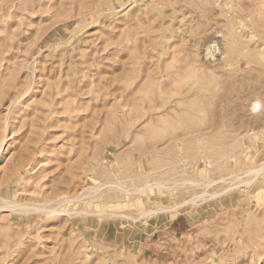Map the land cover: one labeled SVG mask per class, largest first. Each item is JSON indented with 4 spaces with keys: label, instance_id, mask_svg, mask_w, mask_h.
Returning <instances> with one entry per match:
<instances>
[{
    "label": "rangeland",
    "instance_id": "374dc122",
    "mask_svg": "<svg viewBox=\"0 0 264 264\" xmlns=\"http://www.w3.org/2000/svg\"><path fill=\"white\" fill-rule=\"evenodd\" d=\"M261 164L264 0H0V264H264Z\"/></svg>",
    "mask_w": 264,
    "mask_h": 264
},
{
    "label": "bare ground",
    "instance_id": "6f19581e",
    "mask_svg": "<svg viewBox=\"0 0 264 264\" xmlns=\"http://www.w3.org/2000/svg\"><path fill=\"white\" fill-rule=\"evenodd\" d=\"M241 25H243V24H241ZM239 29V28H238ZM240 29H242V28H240ZM201 39V38H200ZM197 40H199V39H197ZM198 42V41H197ZM200 42V41H199ZM202 42H203V40H202ZM199 45V44H198ZM197 45V46H198ZM201 46V45H200ZM219 43H218V39H216V38H212V39H210V41H207L206 43H204L203 44V49H202V51H203V57H205V59L206 60H210V61H217L220 57H223L225 54V52L223 53V49H222V47L221 48H219ZM199 48V47H198ZM198 48H196V49H198ZM215 50H217L216 52H215ZM201 51V50H200ZM228 51V50H227ZM226 51V52H227ZM219 52V53H218ZM200 54V53H199ZM200 55H202V54H200ZM207 63H208V61H207ZM210 63V62H209ZM201 64V63H200ZM211 64V63H210ZM212 64H213V62H212ZM211 64V65H212ZM224 64L227 66L228 65V62H224ZM223 64V65H224ZM196 65V64H195ZM215 65V64H214ZM218 65V64H217ZM210 68V67H209ZM212 69H213V67H212ZM212 75V74H211ZM212 81V80H211ZM261 171H264V164H261L260 166H258L257 168H255V169H249L248 170V172H250L251 174H252V176L250 177V178H248L247 180H245L244 181V183L245 184H250L251 182H253V180L257 177V175L261 172ZM139 190H140V188H139ZM126 192H127V190H125ZM129 191V190H128ZM131 192H133V191H130V192H128V193H131ZM15 195V194H14ZM214 195V194H213ZM212 196V195H211ZM5 198V197H4ZM7 199V198H6ZM8 200H10V199H8ZM11 200H13V199H11ZM17 201V200H16ZM194 201V200H193ZM6 202H8V201H6ZM10 202H13L14 203V201H10ZM9 203V202H8ZM7 203V204H8ZM12 203V204H13ZM19 204H23L24 202H18ZM6 204V203H5ZM10 204V203H9ZM11 204V205H12ZM26 204V203H25ZM4 206V205H3ZM5 206H7V205H5ZM27 206V205H26ZM25 206V207H26ZM20 207H22L21 205H20ZM31 207V206H30ZM26 210V209H25ZM151 211V210H150ZM22 212V211H21ZM24 212V211H23ZM149 213V212H148Z\"/></svg>",
    "mask_w": 264,
    "mask_h": 264
}]
</instances>
